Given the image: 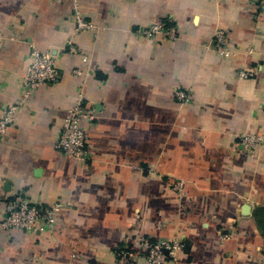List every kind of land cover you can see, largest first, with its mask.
<instances>
[{"label":"crops","instance_id":"1","mask_svg":"<svg viewBox=\"0 0 264 264\" xmlns=\"http://www.w3.org/2000/svg\"><path fill=\"white\" fill-rule=\"evenodd\" d=\"M252 1L0 0V118L19 104L0 134V219L15 197L58 205L49 233L0 228V264H145L115 255L141 237L180 241L176 264H264V11ZM78 15L94 29L76 31ZM219 31L228 56L211 48ZM31 45L59 80L24 99ZM79 99L94 117L83 163L54 148Z\"/></svg>","mask_w":264,"mask_h":264},{"label":"built area","instance_id":"2","mask_svg":"<svg viewBox=\"0 0 264 264\" xmlns=\"http://www.w3.org/2000/svg\"><path fill=\"white\" fill-rule=\"evenodd\" d=\"M52 3L59 4L65 0H49ZM257 10L264 11V0H253L251 2ZM76 19V31H91L94 26L84 21L79 15ZM163 28L154 25L148 30L142 31L146 37L152 36ZM211 48L221 55L228 56L230 51L225 47L226 35L223 31L217 32L213 36ZM69 52L76 53V48L72 42H68ZM30 63L21 77L22 96L28 98L37 88L56 83L59 75L52 56L47 52L36 49L33 45L30 47ZM79 71L76 70L75 74ZM239 77L248 78L251 74L247 71H240ZM175 99L181 104H187L191 101L190 95L181 88L175 89L173 93ZM19 108V104H10L4 110L0 118V134L13 124L14 117ZM94 119L91 109L84 104L82 99L71 105L67 109L54 148L64 156L78 163H83L88 159L87 135L83 123H90ZM262 140L255 136H245L243 144L246 148H254V145L260 144ZM182 183L178 184L176 189H181ZM58 205L43 206L31 202L27 197L20 196L9 199L4 205V213L0 219V228L12 231L20 230L25 232H38L46 234L52 231L55 224V213ZM183 245L180 241H150L146 238L138 240L137 247L126 246L119 249L115 255L119 258L132 261V259L141 256L145 264H176L177 253L181 251Z\"/></svg>","mask_w":264,"mask_h":264},{"label":"rangeland","instance_id":"3","mask_svg":"<svg viewBox=\"0 0 264 264\" xmlns=\"http://www.w3.org/2000/svg\"><path fill=\"white\" fill-rule=\"evenodd\" d=\"M177 182V183H176ZM175 184L172 186V188H174V186H176V187H178V184L179 183H182L181 181H179V180H176L175 182H174ZM182 189V188H181ZM181 189H179V190H181ZM179 190L178 189H176L175 191L178 193L179 192ZM180 193V192H179Z\"/></svg>","mask_w":264,"mask_h":264}]
</instances>
